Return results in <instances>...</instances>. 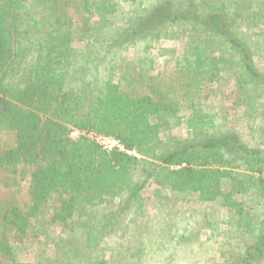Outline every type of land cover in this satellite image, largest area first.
Returning <instances> with one entry per match:
<instances>
[{
    "label": "trees",
    "instance_id": "trees-1",
    "mask_svg": "<svg viewBox=\"0 0 264 264\" xmlns=\"http://www.w3.org/2000/svg\"><path fill=\"white\" fill-rule=\"evenodd\" d=\"M258 62L264 0H0V264H189L202 230L220 257L192 264H264ZM224 76L251 142L206 110Z\"/></svg>",
    "mask_w": 264,
    "mask_h": 264
},
{
    "label": "rangeland",
    "instance_id": "rangeland-1",
    "mask_svg": "<svg viewBox=\"0 0 264 264\" xmlns=\"http://www.w3.org/2000/svg\"><path fill=\"white\" fill-rule=\"evenodd\" d=\"M187 43L185 39L176 38L168 39L164 41L157 42L151 50V54L156 57V62L154 65V70L152 74H161L163 76L170 75L176 70L177 62L182 59L184 52H186ZM130 51H133L130 50ZM259 66L264 69V62H258ZM237 89L235 87L234 79L229 76H224L220 82H214L211 89L207 91L209 99L206 104V110L211 113H217L219 116L218 125L225 124L227 126H232L238 131L244 134V139L251 142L253 138L251 137V131L249 129V121L246 117L247 108L245 105L237 106ZM226 115V116H224ZM228 117V118H225ZM228 120V121H226ZM178 132L187 135L186 128L178 129ZM99 141L107 145H115L117 142L109 138L98 137ZM13 144V137L7 132H1L0 134V150L6 147H9ZM27 178L23 185L28 186ZM156 184L151 182L144 191V197L148 203V209L152 210V201L154 200V192L156 189ZM251 204L253 202H250ZM254 205V203H253ZM215 217L220 219H225L227 214L222 210L221 206L216 203L213 211ZM154 213V212H153ZM223 229L226 228V225L222 226ZM196 229V228H195ZM209 231L202 230L201 233L197 236L198 240L195 246L197 249L202 248L201 252H197V255L190 254L188 256V263H198L200 260H214L219 259L220 255L218 254V237L214 236L213 238L209 237ZM32 255L28 253L22 254V261L26 262L31 259ZM199 259V260H198Z\"/></svg>",
    "mask_w": 264,
    "mask_h": 264
}]
</instances>
